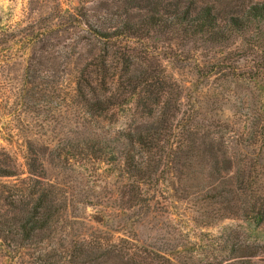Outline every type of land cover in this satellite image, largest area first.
Wrapping results in <instances>:
<instances>
[{
  "label": "rangeland",
  "instance_id": "1",
  "mask_svg": "<svg viewBox=\"0 0 264 264\" xmlns=\"http://www.w3.org/2000/svg\"><path fill=\"white\" fill-rule=\"evenodd\" d=\"M257 1L0 0V264H264V27L230 20ZM203 8L218 41L138 25ZM119 54L137 96L91 106Z\"/></svg>",
  "mask_w": 264,
  "mask_h": 264
},
{
  "label": "trees",
  "instance_id": "2",
  "mask_svg": "<svg viewBox=\"0 0 264 264\" xmlns=\"http://www.w3.org/2000/svg\"><path fill=\"white\" fill-rule=\"evenodd\" d=\"M165 16L158 15V13L155 12H147L146 16L142 18L138 25L141 24V26L163 28L169 31L179 29L184 34H191L198 37H205V33H211L212 36H215V38H212L214 41H218L220 38V35L214 32L215 20L209 8H203L199 12H194L193 15H191V11L185 10L176 13L171 19H169V17L166 19L167 17ZM230 20L231 25L236 28L238 32L251 30L250 24H254L253 26H255L254 28L257 30L256 33L263 32L264 0L250 4L241 14L234 15ZM25 32V27L21 25L19 27H13V29L10 30V33H7L6 36L12 38L13 42L19 41L21 44L28 45L30 41H27V39H30V35ZM138 32H140V28L137 29V22H125L123 27H116L115 30L110 33V36L119 37L128 34L136 37ZM95 34L105 40L110 38L108 32L99 29H95ZM256 35L258 37V34ZM106 60L107 59L102 58L100 59L102 62H99V71L102 70L105 75L101 76L100 79L95 77L92 81L83 80L84 87L88 86L89 89H91V92L89 91L90 94L88 93L89 95H93L95 93L94 90L96 87L104 93L103 95L99 94L98 97H94L91 106H96V108L98 106L101 108H108V106L114 105V99L117 97L120 98V96L122 97L119 100L123 101L125 94L128 97L137 96V87H135L137 83V73H132L130 71V66L134 64V61H132V59L125 54H119L116 59L111 61V65H109L110 67H107L105 65ZM90 64L91 63H89V65ZM92 83L96 86H92ZM79 86L80 81L78 83V91L81 92L80 95L85 97L83 89H79ZM178 100L179 99H176V102ZM126 140L131 145L137 143V141H134L131 136L126 138ZM9 175V172L0 165V176ZM251 212L254 213V216H259V220L263 218L261 213L256 211Z\"/></svg>",
  "mask_w": 264,
  "mask_h": 264
}]
</instances>
